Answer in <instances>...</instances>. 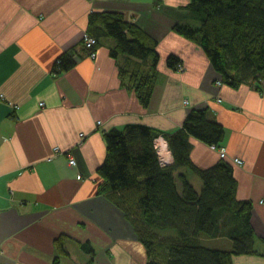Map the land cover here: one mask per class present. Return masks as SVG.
Masks as SVG:
<instances>
[{"label":"crops","instance_id":"obj_1","mask_svg":"<svg viewBox=\"0 0 264 264\" xmlns=\"http://www.w3.org/2000/svg\"><path fill=\"white\" fill-rule=\"evenodd\" d=\"M189 1L0 0V264H145L132 222L99 192L104 135L130 124L173 133L191 109L206 110L224 127L221 147L233 165L236 197L252 203L256 246L264 254V91L250 83L218 84L199 46L173 31ZM93 12H120L157 42L156 65L138 61V71L154 70L147 105L120 74L126 58L110 55L111 38H99L93 58L84 48ZM66 52L74 65L57 73ZM170 54L181 70L166 65ZM190 143L200 169L222 158L196 138ZM180 172L200 190L197 174ZM234 262L264 264V256Z\"/></svg>","mask_w":264,"mask_h":264},{"label":"trees","instance_id":"obj_2","mask_svg":"<svg viewBox=\"0 0 264 264\" xmlns=\"http://www.w3.org/2000/svg\"><path fill=\"white\" fill-rule=\"evenodd\" d=\"M185 10L186 16L173 31L199 46L219 75L218 81L233 87L250 83L264 91V0H190ZM86 33L96 41L93 50L102 36L114 41L110 55L125 56L120 74L129 78L140 102L147 105L155 84L154 70L138 71V61L151 60L155 66L157 42L120 12L91 13ZM180 64L176 55L166 58L171 69ZM73 65L66 52L58 58L55 70L60 73ZM158 134L168 141L174 157L171 165L162 166L157 159L152 142ZM224 134L222 124L201 109H191L173 133L136 124L105 133L99 192L114 198L132 222L147 252L145 264H235L239 256H264L256 246L252 203L236 197L231 161L222 157L200 169L190 159V137L219 149ZM182 168L199 176V191L185 172L176 174ZM224 237L230 241L228 249L202 243L205 238Z\"/></svg>","mask_w":264,"mask_h":264},{"label":"built area","instance_id":"obj_3","mask_svg":"<svg viewBox=\"0 0 264 264\" xmlns=\"http://www.w3.org/2000/svg\"><path fill=\"white\" fill-rule=\"evenodd\" d=\"M82 43H83L84 48L90 51L89 55L92 58L95 57L96 52L95 50H93V47L96 44L95 39L89 36L87 33H84L82 37ZM179 69L180 70L182 69L181 64L179 65ZM218 84H221V83L218 81ZM187 103H188L187 101H184V104H187ZM81 137H83V134H81ZM152 146L157 155V159L162 166L171 164V163H168V164L163 163V161L168 157L169 153H171L168 141L164 137V135L158 134L153 139ZM53 150H54V155L60 152L59 147H54ZM219 153L221 157H225L226 155L224 148H219ZM233 162L237 164H242V160L238 158H234ZM69 164H75V159L72 156L69 158Z\"/></svg>","mask_w":264,"mask_h":264},{"label":"rangeland","instance_id":"obj_4","mask_svg":"<svg viewBox=\"0 0 264 264\" xmlns=\"http://www.w3.org/2000/svg\"><path fill=\"white\" fill-rule=\"evenodd\" d=\"M178 69H179V67H178ZM171 164H168V165H171ZM202 243L205 246H209L211 248L214 247V248L228 249L231 246L229 239L225 238V237L220 239V240H213V238H205V239H203Z\"/></svg>","mask_w":264,"mask_h":264},{"label":"clouds","instance_id":"obj_5","mask_svg":"<svg viewBox=\"0 0 264 264\" xmlns=\"http://www.w3.org/2000/svg\"><path fill=\"white\" fill-rule=\"evenodd\" d=\"M174 162V157L169 153L168 157L163 161V163H173Z\"/></svg>","mask_w":264,"mask_h":264}]
</instances>
